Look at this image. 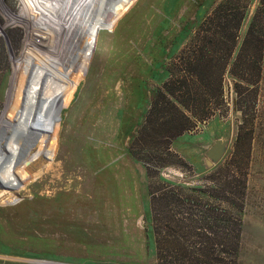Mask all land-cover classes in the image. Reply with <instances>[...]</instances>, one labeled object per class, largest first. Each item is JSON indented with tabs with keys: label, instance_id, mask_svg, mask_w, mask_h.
<instances>
[{
	"label": "rangeland",
	"instance_id": "rangeland-1",
	"mask_svg": "<svg viewBox=\"0 0 264 264\" xmlns=\"http://www.w3.org/2000/svg\"><path fill=\"white\" fill-rule=\"evenodd\" d=\"M251 24L252 85L231 75ZM206 53L227 66L200 121L170 79L191 72L214 93L220 65L187 63ZM170 100L193 124L176 139ZM223 170L246 174L241 209L210 201L241 220L226 262L264 264V0H0V264H158L149 194Z\"/></svg>",
	"mask_w": 264,
	"mask_h": 264
},
{
	"label": "trees",
	"instance_id": "trees-1",
	"mask_svg": "<svg viewBox=\"0 0 264 264\" xmlns=\"http://www.w3.org/2000/svg\"><path fill=\"white\" fill-rule=\"evenodd\" d=\"M225 12V17L221 19V22L228 20L230 15L235 17V13L230 14L226 10ZM232 32L233 44L231 46L234 48L237 30L235 32L232 29L229 30L230 34ZM262 48L263 29L261 27L255 32L251 24L232 64L231 75L239 81L252 85L253 82L251 83L250 80L260 75V60L252 56L249 50H257L261 54ZM205 55L202 57L200 55L197 59L187 61V63L189 69L194 67V71L197 68L207 70V67L212 64L216 67L220 65L221 73L217 78V83L216 78L213 79L210 76L208 79L215 85L214 93L212 90L202 89V86H209V84H206V80L201 82L202 78L196 77L191 72L187 75L184 72L183 76H172L170 79V85L175 88L171 93L172 99H181L184 103L186 102L188 109L194 108L197 111L196 117L200 121H205L212 116L214 110L211 107H218V104L223 102L222 72L227 66L223 58L215 62L213 57L207 56V53ZM246 76L251 78L248 80ZM159 103L157 100L152 102L153 111H158ZM169 105L171 106L170 113L167 112L164 115L168 119L164 120V123L168 125L167 129H170L166 137L176 139L190 131L193 124L188 116L177 108L178 106L171 103V100ZM189 112L192 114L190 110ZM177 115L181 116V120H177ZM148 123L153 127L155 122L149 118ZM144 127V131L147 132L145 125ZM245 175L243 174V178L237 182L231 170H223L214 172L208 178L211 184L205 187H187L186 189V187L177 185L172 189L160 187L156 191L157 194L151 192L149 194L150 214H152L151 229L156 262L172 264L168 262L172 260L176 264H228L225 257L230 259L233 254L235 255L239 245L241 220L222 208L220 204H213L210 201L241 209L246 189ZM184 190L187 191L184 192Z\"/></svg>",
	"mask_w": 264,
	"mask_h": 264
},
{
	"label": "water",
	"instance_id": "water-1",
	"mask_svg": "<svg viewBox=\"0 0 264 264\" xmlns=\"http://www.w3.org/2000/svg\"><path fill=\"white\" fill-rule=\"evenodd\" d=\"M224 147V144H214L207 152L208 157L212 160H217L220 157Z\"/></svg>",
	"mask_w": 264,
	"mask_h": 264
},
{
	"label": "bare ground",
	"instance_id": "bare-ground-1",
	"mask_svg": "<svg viewBox=\"0 0 264 264\" xmlns=\"http://www.w3.org/2000/svg\"><path fill=\"white\" fill-rule=\"evenodd\" d=\"M69 3V2H68ZM67 3V4H68ZM60 7V6H59ZM63 13V12H62ZM65 13V12H64ZM62 15V14H61ZM63 16V15H62ZM54 57V56H53ZM47 67V66H46ZM42 81V80H41ZM32 82V81H31ZM43 86V85H42ZM73 89V88H72ZM71 89V90H72ZM71 92V91H70ZM72 93V92H71ZM11 98V97H10ZM8 102V101H7ZM14 102V101H13ZM13 104V103H12ZM15 105V104H14ZM9 106V105H8ZM20 106V105H19ZM7 107V106H5ZM15 108H18V103H16ZM14 108V109H15ZM6 109V108H5ZM20 110V109H19ZM4 114V113H3ZM8 114V113H5ZM7 118V117H6ZM16 138V137H15ZM26 139V138H25ZM23 141V140H22ZM42 142V141H41ZM20 145V144H19ZM23 145V144H22ZM25 145V144H24ZM4 157V156H3ZM29 158V157H28ZM38 161L35 164H32L33 167H36L37 165H39L41 163V161L39 160V158L37 159ZM30 161V160H29ZM26 161L24 160V162L22 163L23 165L20 166V175H24V173H26L28 169H30L29 167H27L26 165H30V163H25ZM25 165V166H24ZM7 168V167H6ZM8 170V169H7ZM12 170V169H11ZM31 170V169H30ZM44 170V169H43ZM46 170V169H45ZM9 171V170H8ZM22 179V178H21Z\"/></svg>",
	"mask_w": 264,
	"mask_h": 264
}]
</instances>
